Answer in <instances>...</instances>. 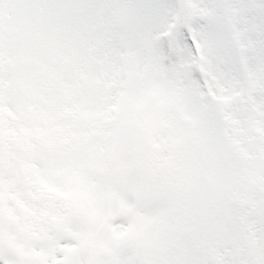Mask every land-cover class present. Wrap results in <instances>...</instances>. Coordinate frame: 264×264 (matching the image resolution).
<instances>
[{
  "label": "snow or ice",
  "instance_id": "6c2138e0",
  "mask_svg": "<svg viewBox=\"0 0 264 264\" xmlns=\"http://www.w3.org/2000/svg\"><path fill=\"white\" fill-rule=\"evenodd\" d=\"M0 264H264V0H0Z\"/></svg>",
  "mask_w": 264,
  "mask_h": 264
}]
</instances>
